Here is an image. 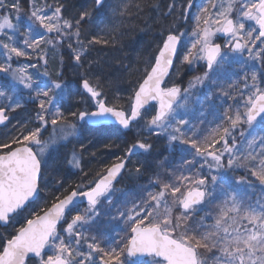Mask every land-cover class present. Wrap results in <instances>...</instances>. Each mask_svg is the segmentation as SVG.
Returning <instances> with one entry per match:
<instances>
[{
	"label": "snow or ice",
	"instance_id": "obj_1",
	"mask_svg": "<svg viewBox=\"0 0 264 264\" xmlns=\"http://www.w3.org/2000/svg\"><path fill=\"white\" fill-rule=\"evenodd\" d=\"M104 5L93 0L92 8L69 16L66 0H28L27 8L21 0H0V126L9 129L12 113H27L0 137V264H264V195H250L255 182L264 194V136L253 134L254 125L264 126V73L244 72L242 89L222 90L239 99L206 133L186 128L189 121L178 111L190 89L215 83L226 64L243 69L251 62L264 70V0H207L193 15L190 34L179 29V21L187 20L192 0L186 6L171 0L166 11L158 0H119L99 31L90 33L93 15ZM146 9L156 15L140 26L137 19L150 15ZM147 31L156 32L155 53L144 60L125 104L118 74H131L133 66L117 61L105 75L89 53L94 46L120 52ZM189 35L190 47L180 51ZM65 49L78 76L75 87L63 78ZM51 59L60 64L56 79ZM175 60L189 67L203 62L205 71L182 89L170 84L179 75L178 68L171 72ZM241 125L251 136L243 150L234 135ZM88 126L165 136L170 153L185 154L183 170H168L166 156L150 174L145 164L128 167L133 155L153 150L140 138L114 162L86 170L85 156H96L82 139ZM234 168L245 169L254 181L214 174ZM69 173L80 177L74 185L67 184ZM125 174L137 181L148 175L147 183L137 184L131 200L123 193L122 207H116L115 184ZM49 185L55 192L37 210ZM84 201L87 207L79 211ZM104 205L115 207L112 219L123 225L118 238L92 231Z\"/></svg>",
	"mask_w": 264,
	"mask_h": 264
},
{
	"label": "trees",
	"instance_id": "obj_2",
	"mask_svg": "<svg viewBox=\"0 0 264 264\" xmlns=\"http://www.w3.org/2000/svg\"><path fill=\"white\" fill-rule=\"evenodd\" d=\"M145 4L147 3V0H144ZM161 10L166 11L167 5L171 2V0H158ZM67 3V12L66 15L69 16H75L78 14V12L82 8H92L93 6V0H66ZM117 3H119V0H108L104 7L100 10H98L92 18V21L89 25V32L90 33H97L102 26L101 22L105 19L107 14L109 13L111 7L115 6ZM182 3V2H181ZM21 4L23 7L27 8L28 0H21ZM150 12V15H147L144 17V19H137L136 23L140 26H144L145 22L151 23L152 17L156 15V13L152 10H147ZM165 23H171V19L165 21ZM155 37L156 32L155 31H147L137 33V41H133L131 43H127V46L124 50L120 52H114L110 49H103L101 46H94L93 51L89 53L91 58L97 59L101 62V64L104 66V72L105 75H109L115 67H117V61H122L123 64H131L133 66V71L131 74L121 70V72L118 74L119 76V84L118 89L119 93L125 102L127 103V97L131 92V88L133 85L136 84L137 80L141 78L143 75V67H144V60L150 58L155 53ZM185 47L181 49V51L184 52ZM64 67H63V78L65 81H67L70 85L75 87V81L78 79V76L76 75V69L73 67V61L70 58V53L67 49L64 50ZM136 68H139L140 71H135ZM179 69V75H173L171 77L170 83H175L178 86H180L182 89L187 88L189 86V82L192 81L195 77L203 75V72L205 71V67L201 65L199 69L196 72L193 73H186L182 67V64L177 60L175 65L174 72ZM60 64L57 66L52 67L50 71V76L52 79H56V73L60 71ZM247 72L249 76L251 73L245 69L240 68H230L226 70V75H228L224 80L220 82H216L212 84L211 92L213 96L215 97V102H218V98H222V90L227 91H233V88L230 87V85H235L238 88L242 89V83L243 81V73ZM264 73V70L263 72ZM1 75L0 77H2ZM239 83V84H238ZM117 87H113L109 90L108 95L111 99L112 95L117 91ZM234 95H237V93H233ZM226 98H229L225 96ZM72 102V101H68ZM66 102V103H68ZM237 100L235 101V103ZM234 103V104H235ZM222 113L224 112L223 107L221 108ZM24 110H18L17 113H12V116L14 119L12 120L11 124L9 125V129H0V137H3L6 135V133L12 129V125H17L18 122L23 121L24 118ZM208 115L207 119L205 120L204 126H199L197 128V125L195 124L192 126L195 129H199L201 132H207L211 130L214 127L213 120L216 121L217 117H220L222 119L221 114H219L217 108L212 109ZM150 114H154L150 113ZM196 119L198 120L200 115V110L198 109L196 111ZM221 123V120L219 121ZM243 129L246 128V125H241ZM146 139L148 142L153 144V150L150 155H143L140 154L136 157H133L129 160L128 167L134 168L140 164H145L149 168V174L150 172L155 169L157 160H163L166 156L168 159L165 161L166 168L168 170H183V162L185 159V154L182 153H169L167 149V143L164 139H160L155 136H148L147 134L140 133V136H137V130H133L129 133H124L122 131L112 133L106 130H95L92 128H86L83 136L84 143L87 145V147L91 151L96 152L95 157H89L85 156V163L87 164V169L89 171H96L97 169L105 166L106 164H110L114 162L117 158V156L123 155V149L130 145L132 142H134L135 139ZM91 140L92 143H88V141ZM240 138L237 139L239 142ZM105 143H111L113 145H116L117 147H113L111 151L104 148ZM79 145H77L78 147ZM259 150V148L257 149ZM188 159H191L190 156H187ZM89 160H92V163L88 164L87 162ZM198 167V165L196 166ZM205 175L208 174L206 169L201 170ZM226 177L231 181H236L242 177H246L248 180H253L254 178L251 177L247 171H234L230 170L228 171V174ZM80 177L77 175L67 174L66 181L67 184L74 185L79 181ZM148 175H145L142 177L139 181L136 179L128 176L127 174L124 175L122 178L120 184L118 187H120L123 192L121 193L120 197L116 198V202L114 203L116 207L122 206L124 197L123 193H128L127 199H132L137 194V184L138 183H147ZM258 182H255V185ZM55 192V188L52 185H49V188L47 191L41 193V197L39 201L37 202L36 208L42 206L46 200L49 199L50 196H52ZM250 195L255 197H260L261 195H264L261 193L260 188H253L250 190ZM79 209L84 210L83 207H79ZM116 214L115 207H107L105 206V210L101 212V214L96 218V224L94 225L92 231L94 233H101V234H107L108 236H111L112 238H118L119 235H123V232L120 231L122 229V225H116L118 222V219L114 220L112 217ZM120 224V222H119ZM8 231H11V229H8ZM4 232V229H0V233Z\"/></svg>",
	"mask_w": 264,
	"mask_h": 264
},
{
	"label": "rangeland",
	"instance_id": "obj_3",
	"mask_svg": "<svg viewBox=\"0 0 264 264\" xmlns=\"http://www.w3.org/2000/svg\"><path fill=\"white\" fill-rule=\"evenodd\" d=\"M178 2L179 3L182 2L184 6H186V4H187V0H178ZM206 2H207V0H192V8L188 12L187 20H181V21H179V29L181 31H185V32H187V33L190 34L191 28L193 26L192 17H193V15H195L197 13V11H198V9L200 7H202L204 4H206ZM191 39H194V38H192L189 35L188 36V41L189 42L185 46L184 52H186L187 51V48L190 47V41H191ZM182 44H185V41H184L183 38H182ZM225 51H227V49H225ZM229 54L231 55V53H229ZM23 62L24 61H21V63H23ZM58 64H59L58 59H51V60H49V70L52 67L57 66ZM201 65H203V62H200L199 64L193 65L191 67H189L187 64H182V67H183V69H184V71L186 73H193V72H196ZM236 66L238 68L242 69L241 68V65H239V64H235V63H233V64H226L224 66V68L221 70V73L222 74H221V76L219 78H217L216 82H220V81L224 80L228 76V75H226V70H228L230 68H234ZM243 69L249 71V73H251V71H260V72H263V70L260 69L259 64H256L255 67L253 68L251 62H249L248 67H245ZM29 71H33L34 72L35 70L34 69H29ZM1 75H3V74H0V76ZM212 84H214V83H209V82L206 81L205 84H204V86L197 85L196 87L190 89L187 105L184 108L178 109L179 113L181 115H183L184 118L189 121V125H186L185 126L186 128L189 127V126L192 127L195 124L197 125V128H199V126H204L205 125V120L207 119L208 115L210 114L209 112L212 109H214V108H217L219 114H221L222 113V110H221L222 107H223L224 110H226V109L229 108V106H235L236 105L237 102L235 103V101L236 100L238 101L239 96H237V99L236 100L230 99V98H226L225 96H222V98H220V97L218 98V102H215V97L213 96V94L211 92ZM243 85H244V82L241 85L242 88H243ZM27 108H28V110L30 112L32 110V108H33V105L32 104H28L27 105ZM198 109L200 110L201 118L199 117V119L197 120L195 118L196 117L195 114H196V111ZM221 116H223V113L221 114ZM23 118L24 119L27 118V113L26 112H24ZM220 120H221L220 117H217L216 118V121L213 120L214 127H216L218 124H220L219 123ZM254 128H255V132L253 134L258 139L261 136H264V126H259V124L257 123V125H254ZM249 131L250 130L248 129V126L246 125V128L245 129H243V127L240 126L234 132L237 147L240 148L241 150H243L244 148L247 147L248 141L251 139V136L249 135ZM241 132H243L244 134L241 135ZM141 133L147 134L150 137L151 136H154V135H149L146 129H144L143 131H141ZM155 137H157V136H155ZM158 138L164 139L166 141V143H167V140H166V137L165 136H160ZM238 138H240L239 142L237 141ZM230 143H231V140H230ZM175 152L181 153L178 150L177 151H173L171 153H175ZM143 155H147V154H143ZM204 169H206L207 172H208L207 167H205ZM231 170H234V171H243L244 170V171H246L243 168H234V169H231ZM228 171H230V170H227L226 172L214 173V174H217L218 176H226L228 174ZM245 186L246 185H241L240 187H245ZM255 187L260 188V186H259L258 183L256 185H254V188ZM116 189H118L119 191H117L115 193L114 197H113V202L114 203L116 202V198L117 197H120L121 193L123 192V190L120 187H118ZM122 197H124V196H122ZM130 200H131V198H130ZM105 206L110 207V205H104L101 208V212L105 210ZM118 207H122V206H118ZM79 211H83V210L82 209H79ZM119 222L120 221L118 220V222L116 223V225H122L121 223L119 224ZM122 228H123V225H122Z\"/></svg>",
	"mask_w": 264,
	"mask_h": 264
},
{
	"label": "water",
	"instance_id": "obj_4",
	"mask_svg": "<svg viewBox=\"0 0 264 264\" xmlns=\"http://www.w3.org/2000/svg\"><path fill=\"white\" fill-rule=\"evenodd\" d=\"M108 0H105V3L107 2ZM221 40H224L223 38H220ZM175 63H176V60L174 61V67H175ZM174 67H173V69L171 70V72H173L174 71ZM89 127H91V128H98V126H89ZM0 128H4L3 126H0ZM123 132H125L124 130H122ZM125 133H128V132H125ZM139 154V152L137 153V154H135V155H133V156H137ZM117 184V183H116ZM115 184V185H116ZM80 205H83V206H87V203H86V201H84L83 203H81Z\"/></svg>",
	"mask_w": 264,
	"mask_h": 264
},
{
	"label": "flooded vegetation",
	"instance_id": "obj_5",
	"mask_svg": "<svg viewBox=\"0 0 264 264\" xmlns=\"http://www.w3.org/2000/svg\"><path fill=\"white\" fill-rule=\"evenodd\" d=\"M224 44V42H222V45Z\"/></svg>",
	"mask_w": 264,
	"mask_h": 264
}]
</instances>
